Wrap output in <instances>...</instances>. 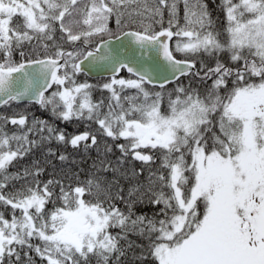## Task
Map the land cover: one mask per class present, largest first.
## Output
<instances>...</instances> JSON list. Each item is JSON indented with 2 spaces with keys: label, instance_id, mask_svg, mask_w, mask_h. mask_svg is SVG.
Returning <instances> with one entry per match:
<instances>
[{
  "label": "snow or ice",
  "instance_id": "6c2138e0",
  "mask_svg": "<svg viewBox=\"0 0 264 264\" xmlns=\"http://www.w3.org/2000/svg\"><path fill=\"white\" fill-rule=\"evenodd\" d=\"M180 2L0 0V107L28 101L50 109L58 120L93 121L103 136L123 138L116 166L100 161L98 171L111 167L129 181L126 196L123 188L113 194L119 179L105 186L94 174L67 189L59 181L49 180L43 187L36 181L34 187L22 185L5 194L22 178L9 173V167L44 141L54 138L73 148L85 142V150L98 141L88 131L69 138L42 119L29 125L23 114L0 116V205L12 210L10 219L0 213V264H33L31 252L41 264H88L91 257L97 264H110L114 256L113 264H121L125 250L119 242L130 231L147 236V255L158 264H264V0H221L223 32L203 0H182L181 24ZM165 9L167 27L162 23ZM14 17L22 18V24L13 26ZM113 18L116 30L109 27ZM145 19L160 24V30ZM137 21L139 29L129 27ZM57 30L73 50L53 43L55 51L47 54L46 41H54ZM34 40L45 49L43 56L25 59L21 51V60L13 59L14 50ZM175 53H204L216 61L197 69L193 60L177 59ZM221 53L237 66L222 63ZM96 67L111 76L102 85L110 93L107 103L94 101L93 85L76 80L77 74ZM125 70L129 78L120 75ZM188 76L212 81L206 95L177 83L162 108L166 85ZM157 84L160 91L146 87ZM127 90L135 92L124 95ZM8 123L17 130L5 132ZM30 133L39 140L30 139ZM145 150L161 153L155 170L154 155ZM129 156L141 168L120 172ZM58 158L67 159L63 154ZM145 167L146 183L139 181ZM41 171L34 162L23 178ZM56 184L62 206L47 212L55 195L50 186ZM145 199L159 208L151 217L134 211ZM117 200L126 211L116 206ZM110 228H120L122 234L114 236ZM138 259L143 264L146 256Z\"/></svg>",
  "mask_w": 264,
  "mask_h": 264
},
{
  "label": "trees",
  "instance_id": "16d2710c",
  "mask_svg": "<svg viewBox=\"0 0 264 264\" xmlns=\"http://www.w3.org/2000/svg\"><path fill=\"white\" fill-rule=\"evenodd\" d=\"M203 3L207 5V10L216 24L217 30L223 32L225 17L224 11L221 7V0H203ZM83 5H81L82 7ZM152 6V5H150ZM178 18L181 24L184 23V5L181 2L178 4ZM79 18V17H77ZM168 13L167 10H164L163 15V26H168ZM13 26L17 24H22V18L14 17L13 18ZM145 24L152 23V27L159 31L161 25L158 23H153L151 20L145 19ZM82 27V26H81ZM109 27L113 30H116V23L115 19H111L109 21ZM129 27L134 29H139L141 27L140 22L137 21L136 24H130ZM79 29L74 28V31ZM221 39H226V34L221 36ZM176 38L172 40V47H175ZM49 44V49L47 54H51L55 51V47H53V43L55 45L61 46L65 51L73 50V45L66 42V38L61 40V33L59 30L54 34V41H46ZM81 42H77V46H80ZM23 51L25 53V59H35L37 55L43 56L45 54V49L43 47H39L37 41H32L31 43H25L21 49H16L13 52V59L19 62L21 60L20 52ZM176 56L181 58H188L192 59L195 64L196 68L200 69L201 64L203 63L207 67H212L215 64L216 57L208 56L204 53H199L196 55H189L184 56L181 53H175ZM2 56V54H0ZM251 58V57H250ZM219 59L222 63H225L229 67H236L237 65L230 61L228 53H221L219 54ZM242 65V61L239 62ZM206 70V68L204 69ZM201 75H203V71H201ZM121 76L125 78H129V74L125 71L122 72ZM76 80L78 83L87 82L93 85L92 88V97L94 101H99L100 99H104L105 103H107V97L110 93L102 88V85L108 82L109 78H100V79H89L83 73H79L76 76ZM177 83L183 85L184 87L191 89H196L199 91L201 96H205L207 89L210 87L212 81H200L197 78H193L191 76L182 77L178 82L171 83L167 85L164 89V99L162 102V108H167V100H168V93L177 87ZM55 85L53 88L46 94H50L51 91L55 90ZM152 91H160V88L151 87L146 85ZM228 87H231V79H229ZM135 90H127L124 95H131L134 94ZM223 95V92L221 93ZM125 106H127V102H125ZM104 111H107L105 108ZM20 114L26 115L28 117V124L31 125L33 119H42L46 120L50 125L56 128L58 131H63L67 137H71L72 135H77L88 131L97 137L98 144L94 147H89L85 150L84 143L81 142L79 147L73 148L70 144H65L58 142L54 138L51 140H46L42 144L37 147L31 149L22 159H19L13 163L12 166L9 167L8 172L11 174L19 173L21 174V179L12 182L6 189H4L5 194L9 192L15 191L19 189L22 185H29L35 186V182L39 181L40 186L43 187L44 183H47L49 180L52 181H59L62 183L65 188L67 189L68 185H72L73 187L77 186L84 181H86L90 175H95L97 179H100L105 186H107V181H111L113 179H119V184L113 188V194H115L116 188H123L124 195H127V189L129 187V181L125 180L119 173H115L111 170V167L107 171H103L102 169L98 171V168H101L100 161H103L105 165L108 162H112V167L116 166V162L119 158H121L122 154L117 147L118 144H125L126 141L123 138L118 140H113L112 138L105 137L101 134L98 130V125H96L93 121L87 120H76L73 119L71 121H61L56 119L52 114L50 109L45 110L42 109L39 105L35 103L29 102H19L13 103L10 106H2L0 107V116L12 117L18 116ZM214 116L218 117V113L214 114ZM3 121H0L2 124ZM18 126H13L10 123L4 125V131L11 134L12 132L16 131ZM45 136L48 133L45 131ZM210 135V133H209ZM30 139L39 140V135L29 134ZM210 142V141H209ZM90 145L91 140L87 141ZM107 146V147H106ZM15 147V145H13ZM111 148V151H108L107 148ZM49 149L54 154H49ZM149 151V154L154 155V162L152 163L151 167L153 170L159 167L160 160H161V153L152 151V150H145ZM63 154L67 157L65 161L59 160V156ZM190 162V157H188ZM34 162H37L39 168L42 169L38 176H29L27 178H23V171L26 167H30L33 165ZM135 168L139 170L141 168V162L133 161L131 156L127 158V162L120 167V172H124L126 169ZM148 176V169L147 167L144 168L142 175L139 177L140 182L146 183V178ZM14 185V187H13ZM50 190L54 192L53 200L46 204L45 208L47 212L52 211L56 207H61L62 204L56 197L59 195L60 187L59 184L54 186H50ZM102 198V197H101ZM85 199L91 200L94 202V198L91 196H85ZM117 207H120L121 210H125V205L122 201H114ZM159 207H163L160 205ZM134 211L136 215H147L151 217L154 212H158L159 208L147 203L145 199L144 203H138L134 206ZM0 213H3L5 218L10 219L12 210L10 206L5 207L0 205ZM17 215L19 212L17 211ZM135 218V217H133ZM159 218V217H158ZM110 233L112 235L122 234V230L120 228H110ZM41 243L39 240H33V244ZM120 246L125 250V255L120 257L121 264H142V259H138V257L143 258L146 256V259H143V264H158V262L154 261V259L147 255L149 240L147 236H142L135 232H128L126 239L120 240ZM33 264H41V258L35 254V252L30 253ZM115 260V256L112 258L113 264ZM46 264V261L43 262ZM88 264H97L96 257H91L89 259Z\"/></svg>",
  "mask_w": 264,
  "mask_h": 264
},
{
  "label": "water",
  "instance_id": "95a60500",
  "mask_svg": "<svg viewBox=\"0 0 264 264\" xmlns=\"http://www.w3.org/2000/svg\"><path fill=\"white\" fill-rule=\"evenodd\" d=\"M113 43L115 44L117 42L113 41ZM84 73L90 77H99V76L110 75V73H108L103 67H96V68H93L90 70H86Z\"/></svg>",
  "mask_w": 264,
  "mask_h": 264
}]
</instances>
